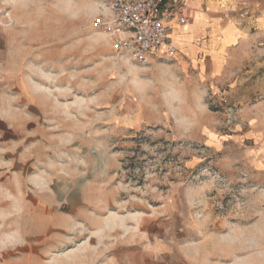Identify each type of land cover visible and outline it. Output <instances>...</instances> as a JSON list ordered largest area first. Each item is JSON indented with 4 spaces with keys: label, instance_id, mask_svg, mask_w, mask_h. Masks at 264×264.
Instances as JSON below:
<instances>
[{
    "label": "rangeland",
    "instance_id": "rangeland-1",
    "mask_svg": "<svg viewBox=\"0 0 264 264\" xmlns=\"http://www.w3.org/2000/svg\"><path fill=\"white\" fill-rule=\"evenodd\" d=\"M259 2L211 74L117 53L89 0H0V264H264Z\"/></svg>",
    "mask_w": 264,
    "mask_h": 264
},
{
    "label": "built area",
    "instance_id": "built-area-1",
    "mask_svg": "<svg viewBox=\"0 0 264 264\" xmlns=\"http://www.w3.org/2000/svg\"><path fill=\"white\" fill-rule=\"evenodd\" d=\"M102 5L92 26L103 31L111 47L134 62L147 65L175 55L170 36L174 24H187L184 5L170 0H98Z\"/></svg>",
    "mask_w": 264,
    "mask_h": 264
},
{
    "label": "crops",
    "instance_id": "crops-1",
    "mask_svg": "<svg viewBox=\"0 0 264 264\" xmlns=\"http://www.w3.org/2000/svg\"><path fill=\"white\" fill-rule=\"evenodd\" d=\"M174 3L184 5V12L189 17L187 24L181 25L175 23L170 30V36L177 49H180L179 43L184 45L186 56L190 59L197 58V54L203 51L209 59L208 73H217L222 64L221 51L224 47H228L230 43L236 39H240L245 33V28H239L236 24L223 20L228 11L224 7L229 8L231 3L236 0H170ZM251 2L250 10L259 11L260 2ZM95 14L102 12V5L98 0H89ZM247 19L251 20L248 16ZM226 38H223L225 37ZM206 38L201 43V39ZM179 42V43H178ZM215 53L213 58L212 53ZM203 59L197 61L198 69L202 70ZM207 73V72H206ZM207 73V75H209Z\"/></svg>",
    "mask_w": 264,
    "mask_h": 264
},
{
    "label": "bare ground",
    "instance_id": "bare-ground-1",
    "mask_svg": "<svg viewBox=\"0 0 264 264\" xmlns=\"http://www.w3.org/2000/svg\"><path fill=\"white\" fill-rule=\"evenodd\" d=\"M127 58V57H126ZM239 249H241L239 246L234 248V251L236 252V250L238 251ZM240 251V250H239ZM232 252V251H231ZM230 254V253H229Z\"/></svg>",
    "mask_w": 264,
    "mask_h": 264
}]
</instances>
